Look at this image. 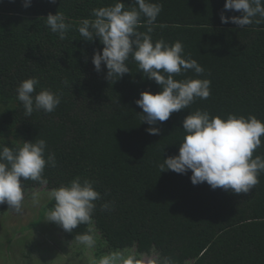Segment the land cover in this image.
<instances>
[{"label": "trees", "instance_id": "16d2710c", "mask_svg": "<svg viewBox=\"0 0 264 264\" xmlns=\"http://www.w3.org/2000/svg\"><path fill=\"white\" fill-rule=\"evenodd\" d=\"M113 2L33 0L25 9L21 0H0V143L45 139L56 156V166L44 172L50 190L77 176L95 182L102 196L94 214L95 260L135 248L136 253L171 256L176 264H264V172L249 193L235 194L212 190L206 182L193 185L191 171L159 169L164 159L179 154L183 120L190 112L254 115L264 121V22L242 29L222 23L226 0H153L163 5L151 25L153 41H181L185 55L205 69L200 76L190 70L175 79H209L211 94L158 123L159 135H149L150 125L142 123L138 114L143 110L135 101L141 92L156 93L160 87L137 72L135 62H129L132 72L117 81L105 78L106 67L97 73L91 57L103 45L98 39L83 41L77 31L93 8ZM123 2L129 7L133 0ZM57 11L72 25L65 40L45 24V17ZM30 77L40 79L37 92L61 93L54 112L25 116L16 88ZM255 155H264V146ZM22 183L27 190L41 187L32 180ZM105 202H114L112 210L100 209ZM54 204L48 199L41 217ZM7 210V204L0 205V215ZM86 229L81 225L66 233L60 228L67 241Z\"/></svg>", "mask_w": 264, "mask_h": 264}, {"label": "clouds", "instance_id": "9594fccd", "mask_svg": "<svg viewBox=\"0 0 264 264\" xmlns=\"http://www.w3.org/2000/svg\"><path fill=\"white\" fill-rule=\"evenodd\" d=\"M33 0H21L22 7L32 6ZM55 4L57 0H49ZM163 10L161 3L153 0H133L126 7L123 0L93 8L91 18L81 20L77 31L85 42L94 43L97 39L103 45L96 49L91 62L97 73L106 67V79L117 81L132 72L129 62H135L137 72L152 80L160 87L153 93L146 90L135 101L143 111L142 123L150 125L146 129L149 135H159L158 123L168 121L174 112L188 109L197 98L205 100L211 94L209 79L183 80L176 76L193 71L197 76L205 69L197 60L185 55L181 41L169 44L164 39L153 41L151 25ZM227 11L239 12L231 17ZM45 24L60 40L67 39L72 25L60 11L49 13ZM221 22H229L244 28L253 23L264 22V0H226L221 12ZM147 30L141 32V26ZM87 62V57H85ZM67 84V81H64ZM38 77L23 80L16 88L17 99L24 108L25 116L31 117L34 111L52 113L60 105L62 95L48 88H41ZM185 136L179 143V154L170 156L159 164L160 172L174 171L187 174L191 171L193 185L207 183L212 190L217 188L235 194L249 193L258 183L264 172V155H255L257 149L264 146V121L254 115L243 116L228 114L226 118L212 116L206 110L190 112L183 120ZM47 154V155H46ZM56 166L54 152L48 151L47 141L43 138L22 140L13 146L0 143V205L7 204L8 210L22 213L26 199L33 206H39L41 193L31 192L30 196L23 181L32 180L46 186L44 176L46 167ZM55 201L46 221L56 224L66 233H72L81 225H86L85 232L75 235L74 242L84 248L95 249L98 231L95 227L94 214L97 201L102 199L96 190L95 182L77 176L67 184H62L47 192ZM114 202L100 205L102 211H110ZM176 264L171 256L154 252L149 256L136 253L132 249H116L102 255L93 264Z\"/></svg>", "mask_w": 264, "mask_h": 264}, {"label": "rangeland", "instance_id": "374dc122", "mask_svg": "<svg viewBox=\"0 0 264 264\" xmlns=\"http://www.w3.org/2000/svg\"><path fill=\"white\" fill-rule=\"evenodd\" d=\"M33 191L41 193L39 206L26 199L22 213L7 210L0 215V264H93L95 249L74 242L70 245L60 228L45 220L48 212L41 217L42 207L50 199L47 196L50 189L45 186L28 189L29 196ZM23 237L27 238L21 241Z\"/></svg>", "mask_w": 264, "mask_h": 264}]
</instances>
